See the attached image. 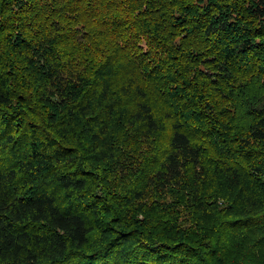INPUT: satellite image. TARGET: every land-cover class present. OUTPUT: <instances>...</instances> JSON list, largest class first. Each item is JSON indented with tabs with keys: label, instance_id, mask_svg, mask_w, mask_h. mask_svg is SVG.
<instances>
[{
	"label": "trees",
	"instance_id": "16d2710c",
	"mask_svg": "<svg viewBox=\"0 0 264 264\" xmlns=\"http://www.w3.org/2000/svg\"><path fill=\"white\" fill-rule=\"evenodd\" d=\"M257 244L264 0H0V264Z\"/></svg>",
	"mask_w": 264,
	"mask_h": 264
},
{
	"label": "rangeland",
	"instance_id": "374dc122",
	"mask_svg": "<svg viewBox=\"0 0 264 264\" xmlns=\"http://www.w3.org/2000/svg\"><path fill=\"white\" fill-rule=\"evenodd\" d=\"M225 203L223 198H221L220 200V204ZM212 223H213V219L208 218L207 220H205L204 222L201 223L199 230H198V236L200 234H203L206 231H211V227H212ZM101 234L100 230H95L92 234V239L95 241L97 239V237ZM238 248V246L236 244L232 245V249L234 251H236ZM248 251H249V257H246L244 254H237L236 252H232L227 259L225 260H217L215 259L214 264H264V256L262 255V253L260 252L259 248H258V244L257 245H250L248 247ZM91 258L86 259L85 262L90 261ZM75 262V260H73V262L71 263H62V264H73ZM92 263H88V264H93ZM195 264H200V262H197Z\"/></svg>",
	"mask_w": 264,
	"mask_h": 264
}]
</instances>
